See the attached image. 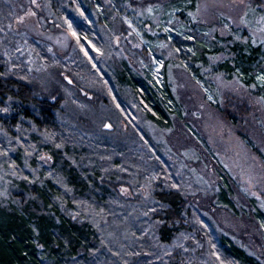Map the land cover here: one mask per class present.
<instances>
[{
    "label": "rangeland",
    "instance_id": "1",
    "mask_svg": "<svg viewBox=\"0 0 264 264\" xmlns=\"http://www.w3.org/2000/svg\"><path fill=\"white\" fill-rule=\"evenodd\" d=\"M55 1L77 15L90 9L99 25L82 17L77 24L89 32L77 36L75 23L54 10ZM91 34L98 41L87 38ZM33 43L65 62L80 57L96 76L85 82L82 97L95 104L97 97L105 99L93 109L79 97L80 106L70 105L62 121L68 126L91 121L89 130L80 129L91 139L102 123L123 131L118 145L132 151L124 163L132 158L134 167L122 165L111 179L127 184L119 190L128 202L119 200L103 217L90 216L106 227L102 243L108 249L115 242L121 254L135 242V230L145 226L160 264H220L218 236L264 259V0H0V52L14 64L26 62L49 92L58 75L66 74L58 65L43 67L33 57ZM115 59L158 89L170 86L177 101L169 109L171 120L157 122L129 94L112 93L106 73ZM67 96L76 100L74 93ZM0 135L6 144L0 146V200H5L16 182L47 179L51 162L31 133ZM157 179L181 192L190 207L188 228L169 245L158 241V222L148 215L158 205L150 197ZM89 210L78 205L69 211L86 220Z\"/></svg>",
    "mask_w": 264,
    "mask_h": 264
},
{
    "label": "trees",
    "instance_id": "2",
    "mask_svg": "<svg viewBox=\"0 0 264 264\" xmlns=\"http://www.w3.org/2000/svg\"><path fill=\"white\" fill-rule=\"evenodd\" d=\"M75 1L80 3L81 0ZM53 3L56 13L68 18L73 25L75 23L77 36L89 32L85 25L80 27L77 24L82 17L87 24L99 25L90 9L85 8L77 15L71 12L69 5L64 6L60 1ZM106 16L105 10L100 15L102 23ZM95 26L92 32H95ZM92 35L87 38L97 40ZM82 42L87 43V39L84 38ZM32 46L33 57H38L43 67L58 65L66 75H58L55 84L51 83L50 91L45 92L38 82L39 75L31 71L26 62L14 64L0 52V133L9 139L16 138L18 132L31 133L51 162L47 179L16 182L15 186L10 187V197L0 200V264H160L153 256L151 242L147 241L145 226L135 230V242L131 246H124L125 251L119 254V244L110 243L112 247L108 249L102 243L106 227L100 221L90 219L93 213H99L101 217L102 213L109 214L118 208L119 200L128 202L119 190V187L127 184H113L111 179L116 177L114 175L118 173L115 170L122 168V165L126 169L134 167L132 158L130 163H124V156L131 157L132 151L118 145L123 131L109 130L102 123L95 139H91L86 136L89 127H93L91 121L73 120L78 124V127L74 124V128L71 125L73 122L69 123L70 126L63 122L70 105L80 106L79 97L83 102L92 103L93 109L105 102L102 96L97 97L96 104L82 97V92L87 91L85 82L91 80L92 76L96 78L95 74L88 72L87 65L80 57L65 62L52 58L47 49L38 43ZM241 54L243 56L244 52ZM116 60L112 61L109 73H106V79L112 81V93L116 97L121 93L129 94V100L134 98L141 110L149 116L151 114V118L157 122L164 118L171 120L169 109L177 101L172 96L170 86L166 83L164 89H158L155 83L135 73L126 61L118 67ZM70 93L76 94V97L73 96L76 100L71 101L72 96L68 98ZM80 129L87 130L81 132ZM99 135L98 141L96 138ZM1 145L6 144L0 135ZM135 154L141 156L139 151ZM108 170H113L112 177ZM155 172L159 170L152 174ZM157 181L150 197L159 207L155 205L156 209L148 215L151 214L158 222L155 235L158 241L162 245H169L181 231L188 228L189 221L185 215L190 216V207L181 192L168 190L161 180ZM78 205L91 209L88 218L81 217L86 220L70 214L69 210ZM141 240L143 244L140 248L138 244ZM216 243L222 254L221 259L218 258L220 264H230L231 261L235 264H264V259L248 255L228 236H218ZM169 264L184 263L171 260Z\"/></svg>",
    "mask_w": 264,
    "mask_h": 264
},
{
    "label": "snow or ice",
    "instance_id": "3",
    "mask_svg": "<svg viewBox=\"0 0 264 264\" xmlns=\"http://www.w3.org/2000/svg\"><path fill=\"white\" fill-rule=\"evenodd\" d=\"M262 80H264V77H261Z\"/></svg>",
    "mask_w": 264,
    "mask_h": 264
}]
</instances>
